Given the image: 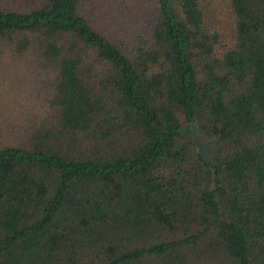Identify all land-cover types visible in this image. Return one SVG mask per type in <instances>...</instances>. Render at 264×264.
Here are the masks:
<instances>
[{
	"label": "trees",
	"instance_id": "obj_1",
	"mask_svg": "<svg viewBox=\"0 0 264 264\" xmlns=\"http://www.w3.org/2000/svg\"><path fill=\"white\" fill-rule=\"evenodd\" d=\"M0 72V264H264V0H0Z\"/></svg>",
	"mask_w": 264,
	"mask_h": 264
},
{
	"label": "rangeland",
	"instance_id": "obj_2",
	"mask_svg": "<svg viewBox=\"0 0 264 264\" xmlns=\"http://www.w3.org/2000/svg\"><path fill=\"white\" fill-rule=\"evenodd\" d=\"M9 86V78L0 72V123L3 129H5L7 119L11 117V114H6V112L10 110L15 112L18 109L14 105V99L11 96V92H9Z\"/></svg>",
	"mask_w": 264,
	"mask_h": 264
}]
</instances>
